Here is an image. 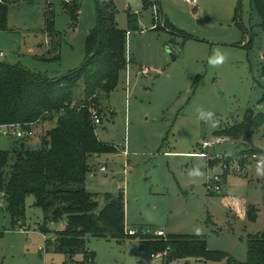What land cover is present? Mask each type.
I'll use <instances>...</instances> for the list:
<instances>
[{"label": "rangeland", "instance_id": "obj_1", "mask_svg": "<svg viewBox=\"0 0 264 264\" xmlns=\"http://www.w3.org/2000/svg\"><path fill=\"white\" fill-rule=\"evenodd\" d=\"M8 2L9 29L0 31V60L49 77L83 65L88 35L98 24V4L114 3L118 26L129 30V60L118 86L100 97L103 120L96 132L102 142L127 148L129 154L116 150L92 155L87 189L100 208L108 193L123 194L127 232L135 228L157 236L160 229L166 235H205L211 250L246 261L250 235L264 230V175L257 172L264 156L242 152L264 148V127L255 130L252 146L228 137L218 140L215 131L242 121L248 109L264 113V30L252 1ZM64 2H80L77 19ZM137 12L140 28L130 30L128 15ZM51 20L54 30L49 31ZM218 52L225 62L210 65L209 58ZM82 86L80 82L78 96ZM197 109L212 111L214 119L199 120ZM55 124L36 125L34 135L25 139L0 130V148L12 150L23 142L32 150L41 149ZM205 141L212 145L203 148ZM194 167L203 175L191 177ZM216 175H222L220 182ZM34 203L35 196L29 194L26 216L17 222L1 207L0 264H82V254L70 257L47 245L63 222L50 223V231L43 232L44 212ZM249 205L256 207V220L248 218ZM87 248L96 253L95 264H227L203 258L168 262V252L152 256L141 250L139 236H88Z\"/></svg>", "mask_w": 264, "mask_h": 264}, {"label": "trees", "instance_id": "obj_2", "mask_svg": "<svg viewBox=\"0 0 264 264\" xmlns=\"http://www.w3.org/2000/svg\"><path fill=\"white\" fill-rule=\"evenodd\" d=\"M251 1L264 30V0ZM64 3L72 18L77 19L80 2ZM97 11L98 24L88 35L87 57L81 67L59 77H49L21 63L0 60V126L22 124L32 128L33 124L45 121L56 123L43 137L41 149L32 150L23 142L12 150L0 148L3 209L15 222L20 221L26 216V198L33 194L34 205L44 212L43 232L50 231V223L64 222L55 237L47 239V245L70 257L82 254V264H95L96 253L87 248L88 236L118 240L139 236L141 250L151 254L168 252V262L203 258L227 260V264H264V230L250 235L247 259L239 261L226 251L211 250L205 235L172 234L166 238L142 232L129 235L123 194L108 193L100 208L96 195L87 189L90 157L117 150L114 144L99 139L91 108L99 110L101 95L118 86L120 75L128 66L129 30L118 26L116 6L113 2L98 4ZM128 16L130 30H139V13ZM8 29L9 2L0 0V31ZM48 29L54 30L53 20ZM80 82L83 83L82 95L78 96L76 90ZM99 113L101 115L100 110ZM259 127H264V113L251 108L242 121L224 125L215 135L252 146ZM242 153L264 156V148L252 146ZM247 215L250 220L258 218L255 205L247 207Z\"/></svg>", "mask_w": 264, "mask_h": 264}, {"label": "built area", "instance_id": "obj_3", "mask_svg": "<svg viewBox=\"0 0 264 264\" xmlns=\"http://www.w3.org/2000/svg\"><path fill=\"white\" fill-rule=\"evenodd\" d=\"M186 1H187V3L192 4V5H196L198 2V0H186ZM2 55H3V52H1V56ZM128 60H129V57H128ZM147 70H148V68L143 69L144 72H146ZM91 114L93 117V122L96 126H97V124L102 123L103 119L99 113L98 108H96V107L91 108ZM0 130H1L2 134H4V135H10V134L15 135V137H17L18 139H25V138L32 137L34 135V131L32 128H27V126L22 125V124H4V125L0 126ZM221 139H222L221 137L218 138V140H221ZM211 145H212L211 142L205 141L203 143V148L209 147ZM115 147L117 150H120L124 155L127 156L129 154L127 148L120 149L118 146H115ZM200 154L205 155L206 152L202 151V152H200ZM260 162H263V161H259L258 163H260ZM223 168H224V170L228 169L229 168L228 164L224 163ZM102 170H106L105 165H103ZM215 179H216V181L220 182L222 180V175H216ZM215 188H216V190H221V186L219 184H217L215 186ZM3 206H4V203L2 201H0V211H1V207H3ZM126 232H127V230H126ZM127 233L129 235H136V234L140 233V230L135 229V228H130V229H128ZM143 233L149 234V233H151V230H144ZM157 234L159 236H166V233L161 229L157 232ZM152 256H157V254H152Z\"/></svg>", "mask_w": 264, "mask_h": 264}, {"label": "clouds", "instance_id": "obj_4", "mask_svg": "<svg viewBox=\"0 0 264 264\" xmlns=\"http://www.w3.org/2000/svg\"><path fill=\"white\" fill-rule=\"evenodd\" d=\"M226 57L222 53H216L214 56L209 58V64L212 66H218L225 62ZM198 119L204 122H209L214 119V113L212 111H206L204 109H197ZM257 172L258 174L264 175V162H260L257 164ZM189 175L191 177H199L202 176L203 173L199 167H194L189 171ZM198 231V230H197Z\"/></svg>", "mask_w": 264, "mask_h": 264}, {"label": "crops", "instance_id": "obj_5", "mask_svg": "<svg viewBox=\"0 0 264 264\" xmlns=\"http://www.w3.org/2000/svg\"><path fill=\"white\" fill-rule=\"evenodd\" d=\"M140 25H141V19L139 18V27H140ZM45 123H46V121H45V122H41V123H37V124H33V125H32V128H34L36 125L45 124ZM221 138H222V137H221ZM225 138H226V137H225ZM63 226H64V222H63L61 228H63ZM44 237L46 238V235H44ZM47 239H48V238H47Z\"/></svg>", "mask_w": 264, "mask_h": 264}]
</instances>
